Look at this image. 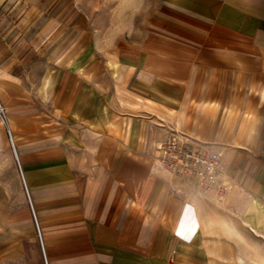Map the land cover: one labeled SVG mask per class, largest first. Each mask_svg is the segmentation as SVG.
I'll list each match as a JSON object with an SVG mask.
<instances>
[{
  "label": "crops",
  "instance_id": "crops-1",
  "mask_svg": "<svg viewBox=\"0 0 264 264\" xmlns=\"http://www.w3.org/2000/svg\"><path fill=\"white\" fill-rule=\"evenodd\" d=\"M142 32L110 81L63 80L59 118L11 106L0 246L16 263L45 264L21 172L48 264H224L228 239L264 244V0H160ZM174 131L221 152L226 195L161 164Z\"/></svg>",
  "mask_w": 264,
  "mask_h": 264
},
{
  "label": "rangeland",
  "instance_id": "rangeland-1",
  "mask_svg": "<svg viewBox=\"0 0 264 264\" xmlns=\"http://www.w3.org/2000/svg\"><path fill=\"white\" fill-rule=\"evenodd\" d=\"M159 2L0 0V102L6 109L5 121L0 118L2 164L15 154L11 106L31 102L40 119L59 118L61 112L53 104L62 98L63 80L73 82L71 90L76 92L78 76L100 68L110 81L111 70L121 68V62L113 60H119L123 45L141 38ZM6 241L2 239L0 246V264H20L6 253ZM228 242L230 254L224 264H264V244L243 235Z\"/></svg>",
  "mask_w": 264,
  "mask_h": 264
},
{
  "label": "built area",
  "instance_id": "built-area-1",
  "mask_svg": "<svg viewBox=\"0 0 264 264\" xmlns=\"http://www.w3.org/2000/svg\"><path fill=\"white\" fill-rule=\"evenodd\" d=\"M0 118L4 121L6 119V109L1 102ZM10 135L14 145L11 131ZM158 150L160 152V162L165 168L180 179L194 181L201 190L215 191L222 197L227 194L233 185V182L223 171L221 152L209 143L193 141L178 131H174L159 143ZM16 159L21 169L17 156ZM21 174L41 242L45 264H48L37 216L23 173L21 172Z\"/></svg>",
  "mask_w": 264,
  "mask_h": 264
}]
</instances>
